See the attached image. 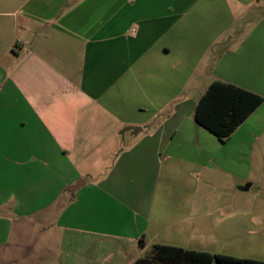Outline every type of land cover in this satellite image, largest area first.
<instances>
[{"label":"crops","instance_id":"0c3cea01","mask_svg":"<svg viewBox=\"0 0 264 264\" xmlns=\"http://www.w3.org/2000/svg\"><path fill=\"white\" fill-rule=\"evenodd\" d=\"M1 16L11 206L48 212L78 182L81 239L129 264L153 244L214 250L225 216L197 181L227 172V146H264V0H23ZM216 81L263 98L224 141L194 119Z\"/></svg>","mask_w":264,"mask_h":264},{"label":"rangeland","instance_id":"374dc122","mask_svg":"<svg viewBox=\"0 0 264 264\" xmlns=\"http://www.w3.org/2000/svg\"><path fill=\"white\" fill-rule=\"evenodd\" d=\"M22 1L0 0L2 34L10 31L11 35L12 31V18L2 17V13L14 12ZM6 58L0 42V78ZM249 151L244 155L227 146V172L200 176L196 197L201 202L206 200L201 206L207 212L217 208L216 214L225 216L218 229L226 238L219 239L211 252L264 260V146ZM4 174L0 171V264H129L111 243L81 239L75 227L80 223L82 207L76 191L78 182L61 191L48 212L22 213L11 206L17 187L14 174L9 173L10 178ZM247 184L249 188L244 189ZM67 224L73 229L60 228Z\"/></svg>","mask_w":264,"mask_h":264},{"label":"trees","instance_id":"16d2710c","mask_svg":"<svg viewBox=\"0 0 264 264\" xmlns=\"http://www.w3.org/2000/svg\"><path fill=\"white\" fill-rule=\"evenodd\" d=\"M263 98L222 82H212L197 102L195 121L221 141L241 124ZM264 264V260L153 244L131 264Z\"/></svg>","mask_w":264,"mask_h":264},{"label":"water","instance_id":"95a60500","mask_svg":"<svg viewBox=\"0 0 264 264\" xmlns=\"http://www.w3.org/2000/svg\"><path fill=\"white\" fill-rule=\"evenodd\" d=\"M249 186H250V184H247V185L244 187V189H248Z\"/></svg>","mask_w":264,"mask_h":264}]
</instances>
